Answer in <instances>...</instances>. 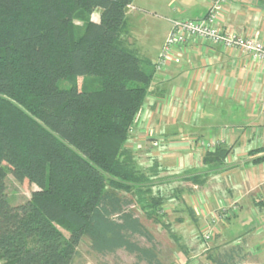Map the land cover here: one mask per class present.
<instances>
[{"label": "trees", "instance_id": "1", "mask_svg": "<svg viewBox=\"0 0 264 264\" xmlns=\"http://www.w3.org/2000/svg\"><path fill=\"white\" fill-rule=\"evenodd\" d=\"M132 2L0 0V264H75L85 240L98 256L162 264L131 209L160 224L154 188L168 172L154 159L139 170L128 148L157 72L126 45ZM227 154L217 147L204 163ZM8 174L36 187L29 200L10 204Z\"/></svg>", "mask_w": 264, "mask_h": 264}, {"label": "crops", "instance_id": "2", "mask_svg": "<svg viewBox=\"0 0 264 264\" xmlns=\"http://www.w3.org/2000/svg\"><path fill=\"white\" fill-rule=\"evenodd\" d=\"M166 3L133 0L126 12V16H159L166 22L167 30L156 54L152 49L151 54L143 56L153 65L159 59L170 21L201 18L209 6L208 0H180V8L173 11L175 2ZM92 20H99L98 11ZM220 26L238 34L255 35L264 44V0H227ZM180 50L177 66L155 73L151 86L156 92L148 95L152 101L149 106L144 103L132 131L157 132L162 145L168 147L152 152L150 159L168 170L165 173L206 179L201 186L193 184L198 190L188 194L194 212L197 208H232L234 214L227 215L228 226L222 229L224 237L246 234L251 229L260 232L264 228V61L199 40ZM211 143L214 146L210 150L203 146ZM217 147L228 150L220 165L204 163L205 155ZM187 172L191 174L185 175ZM197 214L202 216L199 210ZM260 242L253 250L264 257Z\"/></svg>", "mask_w": 264, "mask_h": 264}, {"label": "rangeland", "instance_id": "3", "mask_svg": "<svg viewBox=\"0 0 264 264\" xmlns=\"http://www.w3.org/2000/svg\"><path fill=\"white\" fill-rule=\"evenodd\" d=\"M164 1L165 3L169 2V4L175 2L174 9L172 8L173 11L180 8L178 4L180 0ZM164 7L162 8L163 11H167ZM163 14L166 13L158 12V15L165 16ZM158 17L145 18L140 14L134 16L129 14L125 18L124 38L129 44H127V47L136 51L141 58L149 53L151 54L152 49L154 55L156 54L163 33L167 30L166 22ZM58 86L66 88L67 84L66 82H60ZM157 90H161V88ZM153 91L156 92V89L151 86L149 94ZM149 101L147 97L145 103L148 106L152 100ZM167 147L162 145L156 131L149 132V130L145 131L143 129L138 134L135 131L130 133L128 148L135 155V165L139 170L151 165L150 155L152 152L164 151ZM179 175L181 173L161 174L159 180L163 182L159 184L160 188H154V191L160 189L164 192L163 196L165 197V202H163L156 215L160 224L147 218L134 204L131 206L135 216L139 218L144 228L154 237L161 261L164 264H215V261L219 259L225 264H264V257L253 250V247L259 241H261L260 245H264V228L261 227V231L256 233H253V229H251V232L249 230L246 234L241 235L240 232V234L233 233L231 237H224L222 229L224 230L225 226H228L226 224L228 222L227 215L234 214L232 208L224 207L217 210L212 209L211 211L197 208L195 214L188 203V194L191 190H198L192 182L196 177L187 175L183 178ZM202 178L206 180L204 177ZM35 189L36 187L33 185L17 183L9 174L6 177V193L11 205H18L29 200L32 191ZM119 194L124 195L123 193ZM125 196L133 199L132 194ZM187 208L194 212L195 219L190 217ZM198 210L202 216L197 214ZM241 229L244 230V227ZM137 241L141 245H146L143 239H137ZM88 246V241L85 240L79 248L81 257L75 264L135 263L134 257L123 251H118L114 256H98L91 253ZM225 255L231 258L226 259Z\"/></svg>", "mask_w": 264, "mask_h": 264}, {"label": "built area", "instance_id": "4", "mask_svg": "<svg viewBox=\"0 0 264 264\" xmlns=\"http://www.w3.org/2000/svg\"><path fill=\"white\" fill-rule=\"evenodd\" d=\"M227 0H208L207 13L198 19L170 21V30L163 45L156 70L178 65L181 60V50L191 41H201L205 45L221 46L227 50H237L254 59L264 61V44L255 35L238 34L235 31L223 29L220 24L222 11ZM212 149L214 145H203Z\"/></svg>", "mask_w": 264, "mask_h": 264}, {"label": "water", "instance_id": "5", "mask_svg": "<svg viewBox=\"0 0 264 264\" xmlns=\"http://www.w3.org/2000/svg\"><path fill=\"white\" fill-rule=\"evenodd\" d=\"M128 11V8H125L124 12L126 13Z\"/></svg>", "mask_w": 264, "mask_h": 264}]
</instances>
